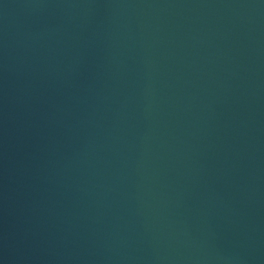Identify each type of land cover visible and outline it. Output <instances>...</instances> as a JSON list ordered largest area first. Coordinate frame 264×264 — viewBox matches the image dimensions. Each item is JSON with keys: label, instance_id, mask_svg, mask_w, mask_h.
Wrapping results in <instances>:
<instances>
[{"label": "water", "instance_id": "95a60500", "mask_svg": "<svg viewBox=\"0 0 264 264\" xmlns=\"http://www.w3.org/2000/svg\"><path fill=\"white\" fill-rule=\"evenodd\" d=\"M0 264H264V0H0Z\"/></svg>", "mask_w": 264, "mask_h": 264}]
</instances>
